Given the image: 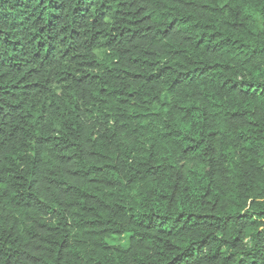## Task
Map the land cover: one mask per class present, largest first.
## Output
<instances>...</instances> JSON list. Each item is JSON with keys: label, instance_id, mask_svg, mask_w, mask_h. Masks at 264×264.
Here are the masks:
<instances>
[{"label": "trees", "instance_id": "trees-1", "mask_svg": "<svg viewBox=\"0 0 264 264\" xmlns=\"http://www.w3.org/2000/svg\"><path fill=\"white\" fill-rule=\"evenodd\" d=\"M0 264H264V0H0Z\"/></svg>", "mask_w": 264, "mask_h": 264}]
</instances>
